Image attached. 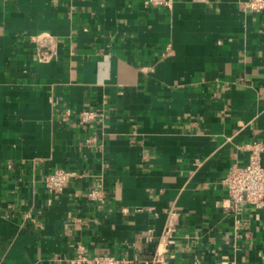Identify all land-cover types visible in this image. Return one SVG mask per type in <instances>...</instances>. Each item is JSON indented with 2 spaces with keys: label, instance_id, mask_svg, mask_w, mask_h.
Returning <instances> with one entry per match:
<instances>
[{
  "label": "crops",
  "instance_id": "crops-1",
  "mask_svg": "<svg viewBox=\"0 0 264 264\" xmlns=\"http://www.w3.org/2000/svg\"><path fill=\"white\" fill-rule=\"evenodd\" d=\"M168 1L0 0V264L79 246L118 264H264V207L234 212L224 183L264 145V8ZM55 169L73 175L48 193Z\"/></svg>",
  "mask_w": 264,
  "mask_h": 264
},
{
  "label": "built area",
  "instance_id": "built-area-1",
  "mask_svg": "<svg viewBox=\"0 0 264 264\" xmlns=\"http://www.w3.org/2000/svg\"><path fill=\"white\" fill-rule=\"evenodd\" d=\"M154 6L169 7L168 0H147ZM246 8L249 11L258 12L264 8V0H248ZM68 113V110L64 112ZM79 120L83 124H89L97 117L96 111L85 109L79 112ZM248 161L239 166L233 165L225 179L224 183L227 192L228 208L234 212H239L241 204L245 203L259 209L264 207V166L262 155L264 145L254 141L247 146ZM73 172L64 169H55L46 174L43 179V185L48 193H59L63 190ZM88 198L92 201H100L98 191H90ZM76 255L60 264H118L119 260L109 254L88 255L82 246H79Z\"/></svg>",
  "mask_w": 264,
  "mask_h": 264
}]
</instances>
